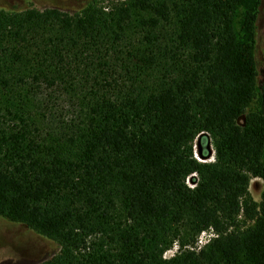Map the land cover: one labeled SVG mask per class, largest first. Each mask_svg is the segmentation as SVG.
Listing matches in <instances>:
<instances>
[{
	"label": "trees",
	"instance_id": "1",
	"mask_svg": "<svg viewBox=\"0 0 264 264\" xmlns=\"http://www.w3.org/2000/svg\"><path fill=\"white\" fill-rule=\"evenodd\" d=\"M259 4H0V220L55 246L35 264H264Z\"/></svg>",
	"mask_w": 264,
	"mask_h": 264
},
{
	"label": "rangeland",
	"instance_id": "2",
	"mask_svg": "<svg viewBox=\"0 0 264 264\" xmlns=\"http://www.w3.org/2000/svg\"><path fill=\"white\" fill-rule=\"evenodd\" d=\"M89 1L93 0H0V4L7 5L9 8L15 7L17 11L28 6L42 9L56 4L63 10L72 11ZM97 1L101 5L106 6L115 0ZM254 59L257 67L258 83L261 85L264 69V0H260L258 6L254 32ZM252 108H254V103L249 106V109ZM210 149L213 151L211 143ZM213 160L214 157L212 155L205 163L213 162ZM197 161L203 163L200 160ZM262 162L264 164V153ZM187 185L191 187L190 183ZM262 191V181L257 178L251 179L248 186V193L252 201L259 203ZM213 237L214 234L211 231L200 233L196 238L194 246L190 249L199 250ZM178 250V245L174 243L171 248L163 253L162 258L169 260L177 254ZM55 251L56 248L50 241L32 233H28L27 230L20 225H12L0 220V264H35L42 257L50 255Z\"/></svg>",
	"mask_w": 264,
	"mask_h": 264
},
{
	"label": "water",
	"instance_id": "3",
	"mask_svg": "<svg viewBox=\"0 0 264 264\" xmlns=\"http://www.w3.org/2000/svg\"><path fill=\"white\" fill-rule=\"evenodd\" d=\"M260 100H261L262 113L264 115V69H263V79H262V84H261ZM203 135L205 134L198 135L196 140L194 141V157L195 159L200 160L203 163H205L212 157L213 151L210 149V141L208 139L207 144L205 146L207 153L206 155H202L201 138L203 137Z\"/></svg>",
	"mask_w": 264,
	"mask_h": 264
}]
</instances>
